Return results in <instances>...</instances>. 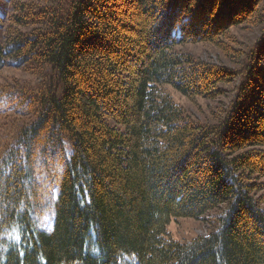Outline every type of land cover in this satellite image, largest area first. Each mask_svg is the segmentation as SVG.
Here are the masks:
<instances>
[{"label": "trees", "instance_id": "trees-1", "mask_svg": "<svg viewBox=\"0 0 264 264\" xmlns=\"http://www.w3.org/2000/svg\"><path fill=\"white\" fill-rule=\"evenodd\" d=\"M7 1L0 68L45 83L5 93L32 118L0 156V264H264L263 0ZM241 22L258 38L232 68L172 51ZM234 80L213 122L163 87L213 98ZM221 205L206 235L166 232Z\"/></svg>", "mask_w": 264, "mask_h": 264}, {"label": "rangeland", "instance_id": "rangeland-1", "mask_svg": "<svg viewBox=\"0 0 264 264\" xmlns=\"http://www.w3.org/2000/svg\"><path fill=\"white\" fill-rule=\"evenodd\" d=\"M10 3L7 0H0V44H5L6 29L10 25L8 18L13 14V6L11 10ZM255 8L257 16L263 15L264 0ZM14 14L16 13L14 12ZM19 30L24 31L23 28H19ZM257 38L256 29L249 26L248 22H241L240 25L229 28L217 44L210 42L182 43L174 45L172 51L190 53L199 59L232 68L236 66L233 63L236 55L239 57L243 55L246 45L248 46L257 41ZM219 43H224L222 47L225 49H220L218 47L220 46ZM42 82L45 83L39 74L34 73L33 70L14 59H8L0 68V98L3 100L0 102V156L7 144L23 128L22 126L32 118V116L27 115L20 116L16 109L7 112L5 106L6 103L9 105V102L5 93L9 89L23 86L27 89ZM236 85L235 80L224 84L222 86L224 92L213 98L209 96L187 98L170 85H164L163 87L170 93L173 101L180 105L190 116L198 121L213 122L222 110L229 105ZM256 196L262 200L261 206L264 207V190L256 191ZM222 208L223 205L209 210L200 219L172 217L170 222L166 224V232L172 238L182 242L190 241L198 235H206L216 227L214 220L216 216L221 214Z\"/></svg>", "mask_w": 264, "mask_h": 264}]
</instances>
